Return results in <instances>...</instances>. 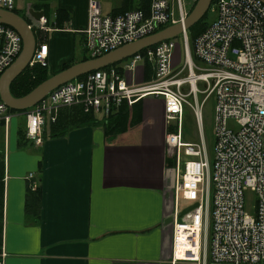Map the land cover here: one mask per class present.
Returning <instances> with one entry per match:
<instances>
[{
    "label": "built area",
    "instance_id": "1",
    "mask_svg": "<svg viewBox=\"0 0 264 264\" xmlns=\"http://www.w3.org/2000/svg\"><path fill=\"white\" fill-rule=\"evenodd\" d=\"M196 2L148 0L147 7L105 14L100 2L90 0L85 51L98 57L184 23ZM215 6L216 19L192 44L184 29L178 35L182 48L176 37L146 47L125 59L120 70L107 66L88 72L56 87L24 112L11 111L0 95V121L7 131L11 119L24 114L26 135L38 145L47 122L56 121L62 108L82 105L85 111L108 115L123 103L131 107L147 97L162 99L166 122L174 121L166 133V144L176 156L171 168L172 261L264 264V2L216 0ZM0 8L14 11L16 1L0 0ZM26 18L34 32L50 31L46 15L37 20L26 11ZM37 42L30 65L48 67L49 45ZM22 48L21 35L0 23V78ZM145 62L153 73L150 79ZM210 96L215 97L212 157L203 132V109ZM186 106L194 113L200 142L184 139ZM229 119L239 129L230 128ZM28 179L37 190L33 172ZM248 187L258 196L255 216L245 211ZM181 201L188 204L181 206ZM195 202L198 207L179 216ZM179 244L186 258L177 256Z\"/></svg>",
    "mask_w": 264,
    "mask_h": 264
},
{
    "label": "crops",
    "instance_id": "2",
    "mask_svg": "<svg viewBox=\"0 0 264 264\" xmlns=\"http://www.w3.org/2000/svg\"><path fill=\"white\" fill-rule=\"evenodd\" d=\"M89 1L52 0L72 16L65 28L49 27L50 75L87 55L76 61L75 43L83 45ZM123 4L114 0L105 14L121 11ZM16 116L7 131L4 124L0 128L5 164L0 264L185 262L172 261L173 224L165 223L172 212L174 171L166 166L162 99H143L142 121L112 141L98 125L57 136L45 127L41 144L29 139L19 146ZM30 172L39 197L30 189ZM186 255L179 244L178 257Z\"/></svg>",
    "mask_w": 264,
    "mask_h": 264
},
{
    "label": "trees",
    "instance_id": "3",
    "mask_svg": "<svg viewBox=\"0 0 264 264\" xmlns=\"http://www.w3.org/2000/svg\"><path fill=\"white\" fill-rule=\"evenodd\" d=\"M216 0H213L212 3H215ZM124 7L121 11L113 12L112 14L122 13L127 10H131L134 8H138L139 6L147 7L148 0H123ZM51 5H53L52 0H39V2L32 6L35 9H43L45 11V15L48 19V26L52 28H65L71 23V11L62 9L54 6L55 8V17L53 19L50 18ZM17 8V7H16ZM16 8L14 9L15 12ZM192 10V9H191ZM52 13V12H51ZM26 18V17H25ZM27 22L29 20L26 18ZM209 25V22L203 20V18L198 21L195 25L188 29L189 38L191 44L197 38V36L205 30V28ZM47 35L45 33L42 34V38L45 39ZM93 58L90 55L84 56L83 60ZM125 61V60H124ZM114 63L109 66L118 67L121 69V63ZM74 61L67 64L65 66L68 67L72 65ZM108 66V67H109ZM150 65L146 63V79H150L152 77V70L149 68ZM51 75L48 72V67H42L39 64H35L33 66L29 65L26 67L22 73L12 82L10 89L14 96L20 97L28 92H30L33 88H35L38 84L49 78ZM13 112H22L19 110L11 109ZM26 121V120H25ZM24 121V124H25ZM142 121V100L136 102L133 106L129 107L127 104L123 103L120 107L113 111L112 113L106 114H95L91 111H85L82 105L80 106H71L62 108L59 112V115L56 121L47 122L46 126H49V133L52 136L65 134L68 130L80 127V126H102L103 130L107 136L109 141H112L116 138V136L120 133L127 131L130 127L138 125ZM3 121H0V128L3 125ZM45 126V127H46ZM44 127V129H45ZM172 127H168V130H171ZM44 132V131H43ZM17 140L18 145L22 146L26 142H28L29 138L26 135V124L25 128H18L17 131ZM175 161L171 160L170 164H174ZM4 173H5V164H4V152L3 148L0 145V251L2 248V222H3V206H4ZM31 189V187H30ZM32 191H35L31 189ZM32 194V193H31ZM35 195L39 197V190L34 192ZM33 195V194H32ZM37 197V198H38ZM38 200V199H37ZM27 211H31V198L28 196L27 202Z\"/></svg>",
    "mask_w": 264,
    "mask_h": 264
},
{
    "label": "water",
    "instance_id": "4",
    "mask_svg": "<svg viewBox=\"0 0 264 264\" xmlns=\"http://www.w3.org/2000/svg\"><path fill=\"white\" fill-rule=\"evenodd\" d=\"M213 0H197L196 4L190 11L184 23H176L165 27L164 29L140 38L131 43L120 46L101 56L89 58L76 62L60 72L51 75L49 78L38 84L27 94L16 97L12 94L10 86L12 82L22 73V71L30 65L34 51L38 42L35 37L34 30L29 26L26 18L18 12L0 8V23L12 26L22 37L23 48L17 59L5 70L0 78V95L3 101L11 108L19 111L27 110L37 104L40 100L56 87L84 74L107 67L114 63L124 61L128 57L134 55L138 51L155 45L161 41L177 37L184 29H189L200 21L207 13ZM264 2V0H262ZM27 11L37 20L45 15L43 9H35L33 6L28 7ZM199 203L183 209L179 216H183L189 210L198 207ZM166 224H173V215L170 214L165 220Z\"/></svg>",
    "mask_w": 264,
    "mask_h": 264
},
{
    "label": "rangeland",
    "instance_id": "5",
    "mask_svg": "<svg viewBox=\"0 0 264 264\" xmlns=\"http://www.w3.org/2000/svg\"><path fill=\"white\" fill-rule=\"evenodd\" d=\"M16 1V11L20 14V15H26V11L28 7H31V5H35L39 2V0H15ZM104 9L103 13H107L106 11H109L113 4H114V0H100ZM52 12V13H51ZM51 12H50V18L53 19L55 17V8L53 5H51ZM217 10H216V6L215 3H212L207 11V13L205 14V16L203 17V20L211 23L213 22L216 17H217ZM35 37L37 39H39L40 41H44L46 39L42 38V32L40 31H35ZM176 40L179 44V46L182 48V38L181 36L176 37ZM84 46V41H83V45L80 43L79 40L76 41L75 43V48H76V61H79L80 58L83 57L84 53H87L85 51ZM146 63V62H145ZM144 63V64H145ZM200 98L203 97V95L199 96ZM61 111V110H60ZM203 114H204V123H203V132H204V137L208 146V150L210 153V156H213V148H214V141H215V127H214V122H215V97L214 96H210L205 104H204V109H203ZM22 116H16V118L18 119L17 121V127L20 128H25V124H24V114H21ZM172 124H174V121H170ZM170 122L167 123V128L170 125ZM11 124V122H10ZM49 125V124H48ZM47 127V132L49 133V126ZM227 125L230 128L233 129H239V125L236 123V121L234 119H229ZM137 126V125H136ZM133 126V127H136ZM170 127V126H169ZM17 128V131H18ZM132 128V127H130ZM129 128V129H130ZM128 129V130H129ZM127 130V131H128ZM126 132V131H125ZM124 133V132H123ZM2 134H0L1 136ZM183 136L184 139L186 141H192V142H200V136H199V131H198V126L196 123V119L194 116L193 111L189 108V107H185V113H184V120H183ZM35 143V142H34ZM167 145V144H166ZM166 148V158H168V163H167V167L169 168V170H171V168H173L175 166L174 164H170V161L173 160L175 161V154L174 151H171L169 149L168 146H165ZM172 174V171H171ZM171 185V182L169 183V186ZM172 190V191H171ZM170 192L171 195L173 197V183H172V187H170ZM171 197V199H172ZM170 200V198L168 199ZM257 200H258V196L257 193L252 190L250 187L246 188L245 192H244V203H245V211L247 213H249L252 216L256 215V207H257ZM188 202L186 201H181L180 205L181 206H185L187 205ZM178 264H196L194 262L191 261H185V262H179Z\"/></svg>",
    "mask_w": 264,
    "mask_h": 264
},
{
    "label": "bare ground",
    "instance_id": "6",
    "mask_svg": "<svg viewBox=\"0 0 264 264\" xmlns=\"http://www.w3.org/2000/svg\"><path fill=\"white\" fill-rule=\"evenodd\" d=\"M177 256H178V250H177ZM186 258V257H185Z\"/></svg>",
    "mask_w": 264,
    "mask_h": 264
},
{
    "label": "flooded vegetation",
    "instance_id": "7",
    "mask_svg": "<svg viewBox=\"0 0 264 264\" xmlns=\"http://www.w3.org/2000/svg\"><path fill=\"white\" fill-rule=\"evenodd\" d=\"M23 16H26V15H23Z\"/></svg>",
    "mask_w": 264,
    "mask_h": 264
}]
</instances>
